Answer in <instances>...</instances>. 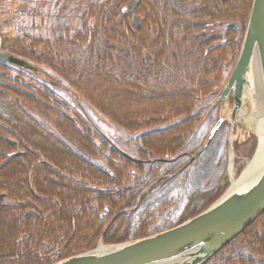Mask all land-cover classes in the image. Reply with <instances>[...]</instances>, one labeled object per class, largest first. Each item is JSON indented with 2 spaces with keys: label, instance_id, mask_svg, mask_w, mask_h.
I'll use <instances>...</instances> for the list:
<instances>
[{
  "label": "trees",
  "instance_id": "obj_1",
  "mask_svg": "<svg viewBox=\"0 0 264 264\" xmlns=\"http://www.w3.org/2000/svg\"><path fill=\"white\" fill-rule=\"evenodd\" d=\"M74 1L55 8L61 22L51 37L34 23L0 27V51L40 70L0 61V264H56L100 241L115 245L167 231L229 187V124L186 165L210 130L202 124L235 67L253 0H93L75 29L63 21ZM224 23L235 26L223 37L202 33ZM45 70L120 136L79 130L40 80ZM100 84L126 87L135 110L111 107ZM16 152L25 154L8 157ZM204 264H264V213Z\"/></svg>",
  "mask_w": 264,
  "mask_h": 264
},
{
  "label": "water",
  "instance_id": "obj_2",
  "mask_svg": "<svg viewBox=\"0 0 264 264\" xmlns=\"http://www.w3.org/2000/svg\"><path fill=\"white\" fill-rule=\"evenodd\" d=\"M136 2L124 8L129 15ZM135 27L140 25L137 17L132 18ZM0 61L24 70L39 73L40 70L27 61L0 51ZM259 73L264 95V0H253L249 22L236 65L219 92L212 108L220 104L227 108L230 99L233 106L230 119L220 116L204 144L191 156L192 163L209 147L217 132L230 124V155L237 127L253 128L244 120L245 93L255 94V72ZM16 152L9 157L22 156ZM187 164V165H189ZM241 179V178H240ZM240 179L237 181L239 182ZM6 194H0V201ZM264 213V165L252 178L231 187L209 208L168 231L135 241L99 246L56 264H204L217 252L242 234Z\"/></svg>",
  "mask_w": 264,
  "mask_h": 264
},
{
  "label": "rangeland",
  "instance_id": "obj_3",
  "mask_svg": "<svg viewBox=\"0 0 264 264\" xmlns=\"http://www.w3.org/2000/svg\"><path fill=\"white\" fill-rule=\"evenodd\" d=\"M65 1L66 0H0V27L9 21L23 26H28V24L34 23L37 31L40 30L44 35L51 37L53 27L61 22V18L58 19L54 10L58 5L62 6ZM92 1L93 0H75L74 3L68 7L69 9H67L65 13L66 15L63 16L65 19L63 21L68 22V25H71L74 29L77 28L80 24L83 12ZM6 12L9 13L6 14ZM232 26H235V23L219 24L203 30L202 33L210 37H223L225 36L227 29ZM40 80L57 93L59 102L61 103L62 112L66 113L77 122L79 130L85 132V130L89 128L95 129L99 134L103 135L108 140H113L120 136L119 130L112 122L102 116L94 107L86 103L57 75L45 70L44 76L41 77ZM125 90L126 87L123 86L117 87L112 84H100L97 91L111 107L119 109L122 112H132L135 110V107L132 105L133 100L132 97L126 95ZM232 106L233 100L230 99L227 111H225V108L222 109L220 105H217L215 108H211L212 111L216 109L214 111L215 116L213 115L214 113L210 111L202 124L201 130L208 131L210 129L208 131V133H210L213 123H215L217 118L219 119L221 115L225 114L224 112H226L227 118L230 119ZM245 111H248L247 107H245ZM55 134L75 153L80 156H87L83 151H81L76 143L61 134H58L57 132H55ZM229 139L230 138L228 136V154L230 155ZM258 145V138L250 128L237 127L234 141V175H231L230 169H228L226 173V183L229 184V187L231 182H236L247 169L249 163L253 160L256 154Z\"/></svg>",
  "mask_w": 264,
  "mask_h": 264
},
{
  "label": "bare ground",
  "instance_id": "obj_4",
  "mask_svg": "<svg viewBox=\"0 0 264 264\" xmlns=\"http://www.w3.org/2000/svg\"><path fill=\"white\" fill-rule=\"evenodd\" d=\"M254 76L256 93L253 95L245 93L244 104L247 106L248 111H244L243 117L246 124L253 128V132L258 138L259 145L256 155L249 163L247 169L243 172L240 181L233 182L234 186L255 176L264 165V95L259 73L256 71ZM225 111H227V108H225ZM224 113L226 114V112ZM231 153L230 172L233 176L235 169V152L232 150Z\"/></svg>",
  "mask_w": 264,
  "mask_h": 264
}]
</instances>
